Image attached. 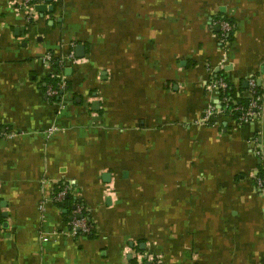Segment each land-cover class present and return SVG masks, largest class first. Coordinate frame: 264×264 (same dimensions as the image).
Segmentation results:
<instances>
[{
    "label": "crops",
    "instance_id": "0c3cea01",
    "mask_svg": "<svg viewBox=\"0 0 264 264\" xmlns=\"http://www.w3.org/2000/svg\"><path fill=\"white\" fill-rule=\"evenodd\" d=\"M19 2L0 0V264H264V97L241 122L207 88L264 96V0H37L32 22ZM58 185L91 237L67 236Z\"/></svg>",
    "mask_w": 264,
    "mask_h": 264
},
{
    "label": "built area",
    "instance_id": "2783aa9c",
    "mask_svg": "<svg viewBox=\"0 0 264 264\" xmlns=\"http://www.w3.org/2000/svg\"><path fill=\"white\" fill-rule=\"evenodd\" d=\"M37 4V0H20L19 5L21 11H23L27 16V21L32 22L37 18V13L34 11V6ZM218 27L221 29L223 41L225 38L232 32V25L227 20H222L218 23ZM49 59V57H47ZM71 61H74V55L71 53L69 58ZM211 75V74H210ZM249 88L252 92L253 98L250 101V104L247 108H243L240 106H234L233 108L228 110V114H234V112H240V121L246 122L251 120L253 117L259 116L258 111H262V95H256L255 91V80H248ZM208 90H213L215 92H225L228 88L227 82L223 78L210 80L207 86ZM63 89L62 84L57 83L54 85H48L46 88V95L48 98H54L58 96L59 92ZM221 100V99H220ZM221 103L225 105L224 108H227L228 99L226 97H222ZM226 111V110H225ZM224 110H218L215 106L210 105L206 108L202 118L198 120L200 125H216L217 117L219 115H223ZM56 132L55 128H49L46 131V136L50 137ZM254 156L259 161V171L258 175H256L254 183L255 188L259 192V194L264 198V151L262 148H256L254 151ZM68 192V188L63 189L60 192H54L52 194L51 200L52 202L58 206L59 203L64 201L65 195ZM40 208L42 209V204H40ZM84 214V208L80 204H76L73 211L71 212V220L69 223V232H67V236H81L86 237L93 231V226L88 223V220ZM151 264H159L158 262H152Z\"/></svg>",
    "mask_w": 264,
    "mask_h": 264
},
{
    "label": "trees",
    "instance_id": "16d2710c",
    "mask_svg": "<svg viewBox=\"0 0 264 264\" xmlns=\"http://www.w3.org/2000/svg\"><path fill=\"white\" fill-rule=\"evenodd\" d=\"M229 39H231V37ZM57 81L58 80H55V79H49L47 86L50 85V84L55 86L57 84ZM255 91H256V95H262L263 94L262 93V89H260V88H257ZM222 97H226L228 99V103L226 104L227 108H226L225 114H227L228 110L233 108L234 106H240V107H243V108H247L248 105L250 104V101H251V100L249 101V100H243V99L237 98L236 97V92H235L233 86L229 85V84H228V88L226 89V91L224 93L223 92L220 93V99ZM233 101H235V102L232 104ZM234 116H238L239 117L240 116V112H238V111L234 112ZM66 187L68 188V192L65 195L64 201L58 204V208L64 213V216L66 217V220L70 221L71 217H72L70 213L73 211L75 205L78 202L77 200H75V198L71 194V191H72L71 186L70 185L69 186H67V185H58L55 188L54 192H60L63 189H65ZM82 215L85 216V214H82ZM88 223L90 225H92V223L90 221H88ZM89 236L91 237L92 233H90L86 237H89Z\"/></svg>",
    "mask_w": 264,
    "mask_h": 264
},
{
    "label": "water",
    "instance_id": "95a60500",
    "mask_svg": "<svg viewBox=\"0 0 264 264\" xmlns=\"http://www.w3.org/2000/svg\"><path fill=\"white\" fill-rule=\"evenodd\" d=\"M47 2L50 0H46ZM49 10H52V8H49ZM34 11L36 13H43L46 11V6L45 5H35L34 6ZM68 72V71H67ZM3 207H5V204H1ZM6 217V215H4Z\"/></svg>",
    "mask_w": 264,
    "mask_h": 264
}]
</instances>
